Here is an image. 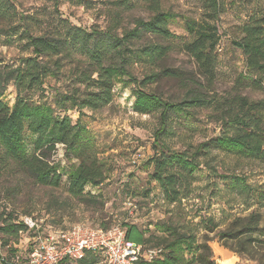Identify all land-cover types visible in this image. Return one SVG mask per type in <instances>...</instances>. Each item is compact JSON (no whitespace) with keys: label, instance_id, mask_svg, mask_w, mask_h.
Returning <instances> with one entry per match:
<instances>
[{"label":"trees","instance_id":"1","mask_svg":"<svg viewBox=\"0 0 264 264\" xmlns=\"http://www.w3.org/2000/svg\"><path fill=\"white\" fill-rule=\"evenodd\" d=\"M7 1L0 0L2 21L9 20L14 12ZM140 3L147 15L133 17L130 25L125 24L124 15L135 7L134 4L130 0H117L109 9L105 29L89 30L59 18L58 25L50 32L34 35L28 31L25 37L32 54L19 58L16 64L0 62V175H10L22 182L27 179L33 186L57 191L62 185V172L52 156L57 145L62 144L67 154L79 160L69 175L66 199L89 206L100 205L102 195L86 191V187L104 183L106 164L87 138V126L80 118L73 122L68 111L77 109L81 115L86 109L97 111L108 106L114 99L116 78L129 77L136 83L135 111L141 114L159 112L163 119V130L155 137L154 153L148 162L153 165L149 177L161 188L164 200L176 205L169 210L168 218L157 222L156 232L147 235L136 224L121 226L127 239L147 249L163 250L158 259L140 260L136 264H218L209 235L218 226L215 218H201L204 227L200 232L199 224L184 214L183 200L192 193L195 171L201 164L212 169L209 164L216 152L237 158H264V100H251L240 91L250 73L258 74L252 80L255 85L261 84L264 77V3L240 26L241 36L232 40L245 57L246 73H241L233 90L225 94L215 90L221 1H203L201 19L186 24L191 39L179 47L173 42L170 29L174 14L162 7V0H141ZM10 28L14 32L15 28ZM7 35L11 37L12 34ZM175 47L194 59L196 73L165 65ZM65 60L74 62L75 85L67 92L58 93L53 106L44 100V85L49 75H57L63 69ZM139 65L148 68L142 79L133 73V68ZM164 79L180 87L176 98L164 99L147 90V86ZM83 85L85 88L81 87ZM9 86L16 90L12 106L4 101ZM36 96L40 99L36 100ZM196 110H210L212 120L220 125V134L190 149L171 148L161 137L167 132V124L173 116L192 117ZM26 132L35 137L32 152L27 149ZM224 178L232 180L231 189L239 194L252 189L241 175L231 173ZM26 231L27 225L11 216L0 226V233L11 234L15 239ZM216 235L223 246L264 264V240L259 238L264 237L261 212L235 218L227 229ZM102 262L101 252L89 250L83 258L67 259L64 264Z\"/></svg>","mask_w":264,"mask_h":264},{"label":"rangeland","instance_id":"2","mask_svg":"<svg viewBox=\"0 0 264 264\" xmlns=\"http://www.w3.org/2000/svg\"><path fill=\"white\" fill-rule=\"evenodd\" d=\"M116 1H7L14 12L9 20L0 19L1 64H16L19 58L32 54V48L27 45L26 32L34 35L50 32L51 28L58 25L59 18L68 19L89 30L97 27L105 29L107 14ZM140 1L130 0L135 7L125 12V24L130 25L133 17H146ZM203 1L162 0V7L174 14L170 20V29L173 42L178 47L191 39L186 24L188 21L201 19ZM220 1L222 12L217 24L221 40L217 47L215 90L219 94H225L233 90L239 75L246 73L245 57L232 40L241 36L240 26L264 0ZM10 27L15 28L14 32H11ZM10 33L11 37L7 35ZM178 47L172 51L165 65L196 73L194 59ZM46 60L48 59L44 58ZM73 67V61L65 60L63 69L57 75L48 76L44 85V100L49 104L54 106L56 95L67 92L75 85ZM133 73L142 79L148 73V68L139 65L133 68ZM257 76L256 73H250L240 91L251 100H264V77L259 85L252 82ZM129 79L122 76L116 78L114 99L108 106L97 111L86 109L81 115L77 109L68 111L73 122L80 118L87 126V138L106 164L104 183L98 187H86V191L101 194L102 203L89 206L66 199L69 175L79 164V160L73 154H67L66 147L59 144L52 156L53 162L62 172L59 190L33 186L27 179L22 182L10 175H0V214H3L0 215V226H3V220L9 216L17 221L22 217L32 216L43 226L45 232L67 229L82 223L107 228L129 223L136 224L148 235L156 232L157 222L171 215L169 210H173L176 205L164 200L161 188L149 177L153 165L148 162L154 153L155 137L163 130V119L159 112L141 114L135 111L136 83ZM81 87L85 88V85ZM146 88L164 99L176 98L180 92L176 82L166 79ZM15 98L16 90L9 86L4 101L12 106ZM35 99L39 100L40 97L36 96ZM219 134L220 125L212 120L210 110H196L192 117L180 114L173 116L167 124V132L161 137L171 148L182 151ZM25 137L27 149L32 152L35 137L29 132H26ZM209 165L212 169L201 164L195 171L192 193L183 200L184 214L199 224L200 232H203L204 227L201 218H215L218 226L209 235L212 238L210 245L214 259L218 264H258L246 255H239L223 246L216 234L227 229L237 217L244 218L254 211L261 212L264 217V158H237L235 155L216 152V157ZM231 173L243 176L252 189H247L242 194L231 189L232 180L224 178ZM259 238L264 240V237ZM31 240L32 232L28 231L20 233L18 239L11 234L0 233V264H24L29 256ZM220 251L225 252V257L219 254Z\"/></svg>","mask_w":264,"mask_h":264},{"label":"built area","instance_id":"3","mask_svg":"<svg viewBox=\"0 0 264 264\" xmlns=\"http://www.w3.org/2000/svg\"><path fill=\"white\" fill-rule=\"evenodd\" d=\"M27 231L32 232L29 256L24 264H64L67 259L79 260L87 251L103 254V264H136L158 259L161 248H145L129 240L120 226L110 229L77 224L68 230L45 232L32 216L22 217Z\"/></svg>","mask_w":264,"mask_h":264},{"label":"bare ground","instance_id":"4","mask_svg":"<svg viewBox=\"0 0 264 264\" xmlns=\"http://www.w3.org/2000/svg\"><path fill=\"white\" fill-rule=\"evenodd\" d=\"M222 251H223V249H222ZM222 251H220L219 254H220V255H223V256L225 257V252H227V251H225V249H224L225 252H222ZM230 255H231V254H230ZM230 255H229V256H230ZM226 258H227V257H226ZM228 258H230V257H228Z\"/></svg>","mask_w":264,"mask_h":264}]
</instances>
